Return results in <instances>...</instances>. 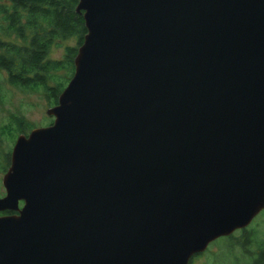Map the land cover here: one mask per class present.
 <instances>
[{"label":"water","instance_id":"obj_1","mask_svg":"<svg viewBox=\"0 0 264 264\" xmlns=\"http://www.w3.org/2000/svg\"><path fill=\"white\" fill-rule=\"evenodd\" d=\"M77 12L54 121L3 178L0 264H190L264 211V0Z\"/></svg>","mask_w":264,"mask_h":264},{"label":"trees","instance_id":"obj_2","mask_svg":"<svg viewBox=\"0 0 264 264\" xmlns=\"http://www.w3.org/2000/svg\"><path fill=\"white\" fill-rule=\"evenodd\" d=\"M78 5L79 0H0V71L7 74L12 87L42 93L51 107L58 104L74 76L75 59L87 34L83 14L77 12ZM71 39L76 40L77 46L68 47L63 59L50 58L53 47ZM17 124L20 136L33 131L23 120ZM11 130V126L5 128L10 138L14 136ZM6 163L4 172L10 167L9 154ZM247 231L240 232V239L228 237L231 242L234 240L231 246L249 254V246L256 242L255 255H260L259 264H264V241L259 243L256 233Z\"/></svg>","mask_w":264,"mask_h":264},{"label":"rangeland","instance_id":"obj_3","mask_svg":"<svg viewBox=\"0 0 264 264\" xmlns=\"http://www.w3.org/2000/svg\"><path fill=\"white\" fill-rule=\"evenodd\" d=\"M76 46L77 42L74 39L61 42L53 47L50 58L53 60L63 59L65 50L68 47ZM7 79V74L0 71V199L6 195L3 186V178L7 172L3 171L7 165L6 156L9 154V160L11 162L12 150L20 136L17 133L19 130L17 121L23 120L33 130L48 127L54 121V117L48 114V111L53 107L47 103L42 93L20 91L12 87ZM9 126H11L12 135L15 137L12 136L10 138L6 135L5 128ZM27 133L29 135L31 131ZM3 215H9V213ZM246 229L249 232L253 231L256 233L259 243H261V240L264 241V211L256 216L251 225ZM241 231L233 234L236 239L241 238ZM232 242H234L233 239ZM232 242L228 240V237H222L216 240L209 245L206 252L200 254L198 258L193 259L192 264H259L260 255H255L258 250L256 242V244L252 243L249 246V254L245 253L246 255L243 254L244 252L242 253L239 247L231 246Z\"/></svg>","mask_w":264,"mask_h":264}]
</instances>
